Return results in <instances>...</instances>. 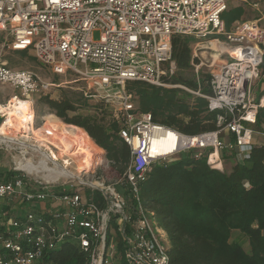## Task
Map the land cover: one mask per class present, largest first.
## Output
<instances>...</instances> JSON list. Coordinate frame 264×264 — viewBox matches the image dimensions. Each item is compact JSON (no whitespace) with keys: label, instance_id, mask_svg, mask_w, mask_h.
<instances>
[{"label":"built area","instance_id":"2783aa9c","mask_svg":"<svg viewBox=\"0 0 264 264\" xmlns=\"http://www.w3.org/2000/svg\"><path fill=\"white\" fill-rule=\"evenodd\" d=\"M228 2L0 0L2 51H33L55 74L71 73L85 82L95 91L92 97L114 109L122 122L119 137L131 151L115 183L97 175L103 158L92 169L79 170L84 156L79 145L59 147L40 141L34 131L33 98L60 85L11 68L0 54V85L14 91L0 103V157L9 160L0 166V264H43L47 252L67 242L78 246L85 264H169L167 235L140 200L152 166L192 153L196 159L206 154L212 168L223 170L222 153L246 155L257 134L262 103L251 88L262 76L264 15L228 31L222 19ZM177 35L224 46L220 57L226 60L211 74L209 95L163 81L178 72L172 56ZM195 59L196 50L192 65L198 72ZM131 82L180 87L204 98L208 110L217 113L218 130L190 136L155 124L151 114L137 112L127 88ZM169 132L181 147L153 156L154 142ZM27 203L38 211L23 215L19 205Z\"/></svg>","mask_w":264,"mask_h":264},{"label":"trees","instance_id":"16d2710c","mask_svg":"<svg viewBox=\"0 0 264 264\" xmlns=\"http://www.w3.org/2000/svg\"><path fill=\"white\" fill-rule=\"evenodd\" d=\"M222 19L230 30L234 23L249 21L251 16L244 5L228 6ZM198 41L189 35L173 37L172 56L178 72L163 81L209 95L211 76L195 79L186 74L193 70V48ZM127 88L135 96L137 112L151 114L155 124L190 136L218 130L217 113L208 110L202 97L178 87L163 88L143 82L128 83ZM262 97L264 92L257 97L259 103ZM102 104L109 106L103 101ZM39 105L47 107L64 124L83 129L106 152L107 160L124 174L131 151L119 137L122 122L115 114L112 122L97 112L84 114L74 95L60 100L41 96ZM101 107L99 104L94 110ZM255 130L264 133V106L259 109ZM222 161L223 170H219L208 164L206 154L200 159L192 153L184 154L154 164L141 186L142 206L154 213L167 235L169 264H264V146L253 145L246 155L224 152ZM230 162L233 165L228 167ZM118 189L122 191L121 187ZM235 231L247 238L249 252L242 242L232 240ZM85 261L84 254L71 242L47 252L43 258V264Z\"/></svg>","mask_w":264,"mask_h":264},{"label":"rangeland","instance_id":"374dc122","mask_svg":"<svg viewBox=\"0 0 264 264\" xmlns=\"http://www.w3.org/2000/svg\"><path fill=\"white\" fill-rule=\"evenodd\" d=\"M254 4H259V7L254 8L253 7ZM239 5L246 6L251 16V19L249 20L257 19L260 16V12L264 13V0H229L228 2L229 8L236 7ZM234 26L235 23L228 31L233 30ZM99 37L100 34L96 32L94 34V38L98 40ZM198 40H199L198 43L193 48V51L196 50L197 53L198 62L195 63V65H199L198 72L196 71V68L193 67V70L189 71L186 74L187 76L195 77V79L196 78L198 79L199 77L200 79L202 78L205 79L207 76H211L212 72L216 71L221 66V64H223V62L226 60V57L225 56L221 57L219 60L215 59L214 55L217 52L216 50L213 51L211 50V47L213 45L215 47L218 46L216 48L217 51L218 49H223L224 46H222L221 44L217 42L210 43L212 40L211 41L210 40L207 41L206 39H198ZM221 42H223V39H221ZM0 54L2 55L3 59L8 62L11 68L31 70L35 72L37 75H39L43 80L53 83L57 86L60 85L59 87H53L51 89V93L49 96L52 100H60L65 95L68 96L74 95L77 102V107L80 109L82 113L95 114L97 112L100 114V116L104 117L107 122H112L114 109L111 106H105V104H102V101L100 99L92 97L95 94V91L90 90L88 88V85L85 82L79 80V78H77V76H75L74 74L71 73L64 75L55 74L50 68L42 65L37 61V59L33 55V51H24V52L2 51L0 45ZM260 80L261 82H263L262 79ZM260 80L256 81L251 88L252 94L256 98L259 96L260 93V88H261V82H259ZM13 95H14L13 89H11L8 86L4 87L0 85V103H6ZM33 99H34V109L36 115L35 124H34L35 131H37L38 129H42L44 134V136L42 137L45 138L44 141L52 143V137H53L52 132L50 131V129H48V127H46V123L48 122L49 116H54V117L56 116L47 107L43 105H39V100L41 99V96H35ZM99 104L102 105L101 109L99 110L100 112L94 110L95 108H97ZM262 106H264V101ZM35 135L38 138L40 136L36 132ZM99 149L101 150V155H102L101 157L103 158V162L102 165L97 170V175L108 183L117 182L119 178L123 176V174H120L119 168L113 166V164H111L107 160V158L105 157L106 152L101 148ZM8 164H9V160L7 157L5 156L0 157L1 167ZM78 167L79 170H81L79 164ZM4 171H6V169ZM19 207L23 215L26 214L27 212L35 213L38 211L37 205L32 203L20 204ZM232 240L242 242L244 244L245 251L246 252L250 251V246L247 238L240 232H235V233L233 232ZM63 245L64 244H60L57 250L61 249Z\"/></svg>","mask_w":264,"mask_h":264},{"label":"bare ground","instance_id":"6f19581e","mask_svg":"<svg viewBox=\"0 0 264 264\" xmlns=\"http://www.w3.org/2000/svg\"><path fill=\"white\" fill-rule=\"evenodd\" d=\"M218 47V46H217ZM214 45L211 47V50H216L214 55L215 59H220L221 51L226 52V50L218 49ZM16 113L15 111H13ZM46 127L52 132V143L55 145H63L65 148L71 147V142H75L80 146L82 150L83 157L78 161L80 169H92L96 164L102 161L101 150L94 144L89 135L81 128L74 125H67L61 122L58 118L54 116L48 117V122ZM35 131V130H34ZM40 136V140L44 141L45 138L42 129L35 131ZM50 141V140H49ZM181 144L178 137H176L172 132L162 134V137H159L153 144L152 151L153 156H165L173 153L175 150L181 147ZM220 167V165H219Z\"/></svg>","mask_w":264,"mask_h":264},{"label":"crops","instance_id":"0c3cea01","mask_svg":"<svg viewBox=\"0 0 264 264\" xmlns=\"http://www.w3.org/2000/svg\"><path fill=\"white\" fill-rule=\"evenodd\" d=\"M253 7L254 8H258L259 4H255ZM261 15H264V13L260 12V16L257 19H253V20H258L261 17ZM249 21H252V20H249ZM260 79H262V81H263V82H261V80L259 81V82H261L260 93H262V92H264V75H262ZM263 101H264V97H262L260 102L263 104ZM224 138H231V136H229L228 134H225ZM254 145H256V146H264L263 133L257 132V134L254 136ZM232 165H233L232 162L228 163V167H231ZM222 167H223V163H222ZM235 232H237V231H235Z\"/></svg>","mask_w":264,"mask_h":264},{"label":"water","instance_id":"95a60500","mask_svg":"<svg viewBox=\"0 0 264 264\" xmlns=\"http://www.w3.org/2000/svg\"><path fill=\"white\" fill-rule=\"evenodd\" d=\"M1 123H2V118H1V116H0V125H1Z\"/></svg>","mask_w":264,"mask_h":264}]
</instances>
